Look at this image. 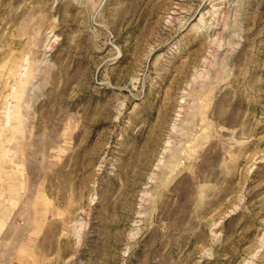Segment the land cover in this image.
<instances>
[{
	"label": "rangeland",
	"instance_id": "1",
	"mask_svg": "<svg viewBox=\"0 0 264 264\" xmlns=\"http://www.w3.org/2000/svg\"><path fill=\"white\" fill-rule=\"evenodd\" d=\"M0 264H264V0H0Z\"/></svg>",
	"mask_w": 264,
	"mask_h": 264
}]
</instances>
